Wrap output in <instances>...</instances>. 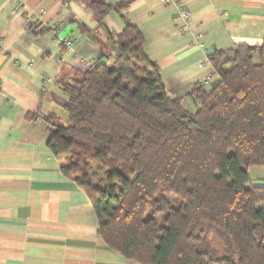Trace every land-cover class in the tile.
Instances as JSON below:
<instances>
[{
    "label": "trees",
    "instance_id": "1",
    "mask_svg": "<svg viewBox=\"0 0 264 264\" xmlns=\"http://www.w3.org/2000/svg\"><path fill=\"white\" fill-rule=\"evenodd\" d=\"M88 4L99 21L123 8ZM143 45L125 21L113 54L62 85L66 124L46 119L60 172L86 195L99 236L125 259L264 264V187L248 175L264 166V38L208 55L217 80L191 90L190 112L168 96ZM163 190L173 199L157 197ZM204 224L225 256L204 249Z\"/></svg>",
    "mask_w": 264,
    "mask_h": 264
},
{
    "label": "crops",
    "instance_id": "2",
    "mask_svg": "<svg viewBox=\"0 0 264 264\" xmlns=\"http://www.w3.org/2000/svg\"><path fill=\"white\" fill-rule=\"evenodd\" d=\"M92 1L123 8L99 21ZM178 3L186 20L159 0H0V264H139L99 236L89 200L46 146V119L66 124L62 85L85 71L78 59L93 65L113 54L125 21L142 36L168 96L189 112V93L213 73L208 55L264 38V0ZM248 175L264 187V166Z\"/></svg>",
    "mask_w": 264,
    "mask_h": 264
},
{
    "label": "built area",
    "instance_id": "3",
    "mask_svg": "<svg viewBox=\"0 0 264 264\" xmlns=\"http://www.w3.org/2000/svg\"><path fill=\"white\" fill-rule=\"evenodd\" d=\"M8 1H12L14 4H16L17 6H21L24 4L25 0H8ZM159 2L163 5H177L179 8V14L183 19H187L188 18V12L184 9V7H182L181 3H178V0H159ZM41 14H43V11L40 12ZM60 44L62 45V47H66V48H70V46L72 45L70 41H61ZM78 65L80 68L83 69H89L90 67H92V64H90L87 60L85 59H78ZM203 64H200V67H202ZM217 80V76L215 73H211L209 75H207L202 81H201V86L203 88H209L211 87V85ZM45 82H50L49 79H45Z\"/></svg>",
    "mask_w": 264,
    "mask_h": 264
},
{
    "label": "rangeland",
    "instance_id": "4",
    "mask_svg": "<svg viewBox=\"0 0 264 264\" xmlns=\"http://www.w3.org/2000/svg\"><path fill=\"white\" fill-rule=\"evenodd\" d=\"M230 67H231L230 64L225 65V69H229ZM161 196H164L168 200L173 199V195L167 192L166 190L159 192L157 197H161ZM161 218H162V215L158 217V221ZM199 229H203L204 231L206 230V233H205L206 235L204 236L205 239L203 243L205 250L212 252L213 249H216L217 251L216 256L218 257L225 256L228 253V251L223 246L222 241L219 239L216 232L212 228H208L207 225L204 224V225H201ZM197 230L198 229H195L194 233H196ZM232 258L236 259V254L233 253Z\"/></svg>",
    "mask_w": 264,
    "mask_h": 264
}]
</instances>
